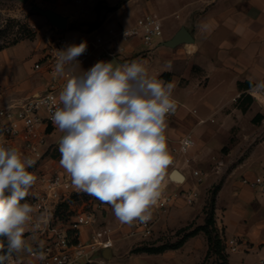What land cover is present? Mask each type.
<instances>
[{
  "label": "crops",
  "instance_id": "obj_1",
  "mask_svg": "<svg viewBox=\"0 0 264 264\" xmlns=\"http://www.w3.org/2000/svg\"><path fill=\"white\" fill-rule=\"evenodd\" d=\"M84 1L91 8L89 15L81 14L86 9L84 2L82 9L76 7L70 12H61V15L68 18L67 31L58 32L48 26L44 28L43 35L50 29L54 34H61L79 44L89 37L93 41L94 36L99 35L100 30L110 22L113 23L112 27L121 30L134 26L146 16L157 19L163 28L162 37L151 48L144 46L141 39H133L128 46L127 56L144 62L150 77L175 85L172 96L179 95L181 101L177 102L175 115L167 119L165 132L172 158L174 156L171 149L188 133H194L196 147L187 156L189 165H186L185 157L178 159L176 170L184 176V182L172 179L174 169L170 166L166 171L161 195L168 196L170 201L167 211L160 216L162 221L155 226V232L183 229L198 216H204L206 189L201 192L199 179L193 172L209 175L208 169H212V173H219L231 165L217 196L216 213L221 211V220H216V227L226 238L241 240L243 246L239 255L233 261L229 259L228 264H253L258 258H264V199L259 201L255 190L243 183L244 179H253L250 177L255 170H264V98H252L253 102L245 112L238 102L242 95L252 97L249 89L264 82V0ZM99 5L104 8L95 12L94 9ZM106 13L108 14L105 15ZM100 16L102 18L98 19ZM96 22H99V28L87 32L89 25ZM69 25H74L79 30H69ZM182 28L190 33L193 43L181 44L175 48L163 46ZM71 31L83 35V40L76 42L66 36ZM22 45L17 44L0 52V104L23 101L40 93L49 79L45 69L34 70V64L42 57L44 49L37 54L35 49ZM24 48L28 50L26 55H23ZM12 49L15 51L10 53ZM21 51L23 52L20 53ZM28 57L30 60H26ZM163 74H168L169 77L161 78ZM258 115L261 119L255 123L254 119ZM53 133L55 131L48 134V137ZM257 138L260 141L253 146ZM55 143L58 144V140ZM225 146L227 151H224ZM222 152L221 158L219 153ZM33 171L35 175H50L54 172L53 160L46 158ZM241 173L242 178L237 181L236 178ZM190 183L192 186L186 188L185 185ZM229 184L231 188H228ZM39 188L40 182L37 180L29 193L32 195V190L35 192ZM184 192H196L192 205L185 204L181 196ZM96 203L104 206V210L98 214L97 227L103 222H112L114 212L107 203L97 200L82 210L90 209ZM72 205L70 202L62 207H68L70 213ZM252 207L255 210L262 209L259 210L261 215ZM204 219L205 216L203 223L197 227L204 224ZM120 229L119 234L124 235L123 239L131 244L141 240L138 236H132L133 225L122 224ZM89 232L90 229L83 228L81 239L86 240ZM203 236L199 233L189 238L179 249L166 250L151 257L156 258L155 264H198L208 251ZM25 240L32 247L38 240V234L29 227L25 232ZM121 246H114L110 250V256H116ZM26 253L22 251L16 254ZM169 258L174 263H169ZM249 259L252 261L249 262Z\"/></svg>",
  "mask_w": 264,
  "mask_h": 264
},
{
  "label": "clouds",
  "instance_id": "obj_2",
  "mask_svg": "<svg viewBox=\"0 0 264 264\" xmlns=\"http://www.w3.org/2000/svg\"><path fill=\"white\" fill-rule=\"evenodd\" d=\"M86 49L82 41L57 50L54 73L66 83L58 95L61 106L49 118L62 133L59 164L76 192L109 204L121 224L147 223L172 164L165 132L167 116L177 107L175 85L150 77L141 61H98L76 74L77 58ZM249 92L264 95V82ZM35 163L0 144V264L22 251L46 259L25 240L29 227L37 231L43 220L33 222V205L22 203L36 181L28 170Z\"/></svg>",
  "mask_w": 264,
  "mask_h": 264
},
{
  "label": "built area",
  "instance_id": "obj_3",
  "mask_svg": "<svg viewBox=\"0 0 264 264\" xmlns=\"http://www.w3.org/2000/svg\"><path fill=\"white\" fill-rule=\"evenodd\" d=\"M84 2V0H76L78 5H83ZM32 29L36 30L37 27L33 25ZM111 33L110 39L95 35L93 41L87 42L85 53L77 58L79 65H76L74 69L76 74L77 68L85 65L91 58L96 62H107L111 58H116L121 65L137 61L127 56L131 41L139 38L144 46L151 48L162 37L163 28L157 19L146 16L139 19L132 27ZM45 36L47 44L42 57L34 64V70L45 69L49 76L44 89L23 101L0 104V144L19 149L25 156L36 161L34 165L36 167L46 158L59 153L58 144L50 149L47 142L48 130H56L49 117L55 107L61 106L58 103V95L66 83V77L57 76L54 73L55 60L57 50L77 44L61 34H54L50 29L46 31ZM111 42H114L113 50H111ZM1 96L0 91V98ZM261 97L264 98V95ZM252 98L258 100L257 96L252 95ZM42 100L46 102L41 103ZM174 115L175 112L169 114L167 119ZM185 140L188 141L187 144L183 143ZM195 147L196 140L192 132L182 137L171 149L174 157L170 167L175 170L180 157H185V163L189 165L190 160L187 156ZM193 175L201 181L199 171H194ZM39 180L40 188L31 195L29 204L34 207L33 222L40 217H43V220L40 228L35 231L38 234V240L32 248L37 253L42 250L46 259L40 260L27 252L13 254L12 259L5 264H108L103 259L102 252L105 249H113L115 239L111 228L97 227L98 214L104 210L103 204L96 203L90 209L76 212L71 215L66 224H61L57 213L63 205L69 204L74 196L81 193L76 192L72 187L70 177L61 166L50 175L40 176ZM243 183L253 190L260 189L264 194V181L261 178L244 179ZM196 196V192H191L185 196L184 200L188 205H192ZM169 201L168 196L161 195L157 204L150 209L151 219L147 223L137 221L132 224L134 226L132 236H138L141 240L150 239L161 214L167 211ZM83 228L90 229L86 240L80 237ZM221 238L228 253H236L243 246V242L239 239ZM41 241H43V249L39 247ZM253 264H264V258H258Z\"/></svg>",
  "mask_w": 264,
  "mask_h": 264
},
{
  "label": "rangeland",
  "instance_id": "obj_4",
  "mask_svg": "<svg viewBox=\"0 0 264 264\" xmlns=\"http://www.w3.org/2000/svg\"><path fill=\"white\" fill-rule=\"evenodd\" d=\"M34 7H37L42 10H52L60 15H61V12H70L73 8H76V7H80V9H82L81 8L82 5H78L76 3V0H29L26 4H23L19 1L0 0V52L2 50L11 49L13 46H16L17 44H21V43L23 44L22 47H28L29 49H35V52L37 54H40L43 51L47 43L46 36L43 35L44 28H47L48 26H51V25L45 17L40 16L38 13L34 11ZM84 7L86 9L82 10L81 14L89 15V10H91L90 6H88L85 2ZM102 8H104V6L99 5L98 8L94 9V11L98 12V10ZM107 14L108 13H106L105 15ZM101 18L102 16H100L98 19H101ZM98 23L99 22H96V24ZM112 24L113 23L110 22L107 26H105L103 29L100 30L99 35L103 39H106L108 37H109L108 39H110V36H112L111 32L121 31V30H117V28L115 27H112ZM33 25L37 27L36 30L32 29ZM69 30H79V28L75 27L74 25H69ZM87 32H90V25H89V30H87ZM66 36L73 38L76 42H81L83 40V35L79 33L77 34L72 31L68 32ZM86 41L87 42L92 41V37L91 38L89 37V39ZM114 42L110 43L111 50L114 49V45H113ZM24 50L25 48L23 49V51ZM13 51H15V49L10 50V53ZM23 51H21L20 53H22ZM27 53H28V50H25L23 55H26ZM26 60H30L29 57ZM94 62L95 61L93 58L89 59L85 65L77 68V72L80 73V71L89 70L95 64ZM172 97L174 98L176 103L181 101L179 99L180 98L179 95L177 97V94L173 95ZM208 125H211V124H208ZM60 136H61V132H59V130L56 129L55 133H53L51 137L47 138V142H48V145H50V149L56 144L55 142L60 138ZM259 141H260L259 138H257L253 146L255 144H258ZM227 150L228 148H226L225 146L224 151H227ZM219 154H220V157L222 158L221 154H223V152ZM239 157L243 159L241 156ZM51 159L53 160V170L58 169V167L60 166L59 164L60 154L58 153L55 156H51ZM216 165H219V163H216ZM211 167L212 165H210V168ZM34 168H36V166H33L29 168L28 170L35 175L34 173L35 171H33ZM229 169H231V165L229 166V168H225L222 172H219V173H212L213 171L212 169L211 170L208 169L209 175H204V174L202 175L200 173V179H203V180L198 181V184L201 187L202 193L204 189H206V194H205L206 202L209 198V194H210L209 192L211 188L214 185L218 184L222 179H224L225 181V178L227 177ZM185 173L188 176V178H190L189 174L187 172ZM242 175L243 173H241V175H238V177L236 178L237 181L241 180ZM35 176H36V181L40 179V175H35ZM256 177H259L264 181V170L263 169L255 170L254 175H252V177L250 178L254 179ZM190 186H192L191 183L190 185L188 184L185 185L186 188H189ZM228 188H231V184L228 185ZM255 192L257 193V198L259 199V201L264 199L263 198L264 195H261L260 189H255ZM32 193H34V190H32ZM187 194H188L187 192L181 193L182 198L185 199V196H187ZM30 199H31V192L28 194V196L25 198L23 202L29 203ZM97 200L98 199H96L95 197L89 196L84 193L81 195V197L74 196L71 200V204H73L72 205L73 210H71L70 213L68 214V207H61V210H59V212L57 213V217L61 220V224H66L70 220L72 214L76 212H80L83 208H87L88 206H91ZM185 204L187 203L185 202ZM252 209L254 208L252 207ZM259 210L262 211V209H259ZM259 210H255V212L256 213L259 212L258 215H261V212ZM220 214H221V211L215 214V220L217 221L221 220ZM204 216L203 215L198 216L186 228L179 229V230H166L161 233L154 231V234L150 239L140 240L139 242L131 244L130 242H128V240L123 239L125 237L124 235L121 236L119 234L122 224L119 221H117L118 219L116 220L115 215H113L112 222H109V221L103 222L100 225V227L106 226V227L111 228L112 231L114 232V239H115L114 246L116 245L118 246L122 245V246L118 254L116 256H112V257L110 256L108 261L106 262L108 264H155L157 263V261L155 260L156 258L151 257V254H147V253L136 254V253H133V250L138 247H142V246L143 247H159L162 245H174L179 240L182 239V237L187 233L186 231H188L189 229H194L199 224H202L203 223L202 219L204 218ZM161 221L162 219H160L158 223L160 224ZM217 221L216 223H218ZM220 236L225 238L224 233L222 234L220 233ZM203 237L205 239V242L207 243L206 236L204 235ZM222 248H223L222 255L226 257V262L228 263H229V259L233 261L239 255V252L241 251V248H239V251L236 253H231V252L228 253L223 240H222ZM96 258H99V257L96 256ZM169 260H170L169 263H174L173 259L169 258ZM251 261L252 259H249V262ZM198 264H223V262L222 260H219L215 255H211L208 258H206V255H204L201 258V260H199Z\"/></svg>",
  "mask_w": 264,
  "mask_h": 264
},
{
  "label": "trees",
  "instance_id": "obj_5",
  "mask_svg": "<svg viewBox=\"0 0 264 264\" xmlns=\"http://www.w3.org/2000/svg\"><path fill=\"white\" fill-rule=\"evenodd\" d=\"M100 24H92L90 25V31H94L97 28H99ZM168 74H163L161 78H168ZM239 107L243 112H245L249 106L252 104L253 99L249 95H242L239 99ZM261 119V116L258 115L254 122L257 123ZM53 132L52 129L48 130V134H51ZM224 185V179H222L218 184L214 185L209 194V198L206 202V205L204 207L203 213L205 215L204 224L202 226L196 227L194 229H189L186 231L187 233L182 237L181 240H179L174 245H162L159 247H138L133 250V253L140 254V253H147V254H160L165 252L166 250H176L183 246V244L189 239L194 236H196L199 233H203L206 236L207 243H208V251L206 254V258H208L211 255H215L219 260H222L223 264H228L226 262V257L222 255L223 248H222V238L220 236V232L218 231L216 227V220H215V214H216V203H217V196L219 192L221 191L222 187ZM23 203V201H22ZM6 243V242H5ZM2 254V253H0Z\"/></svg>",
  "mask_w": 264,
  "mask_h": 264
},
{
  "label": "water",
  "instance_id": "obj_6",
  "mask_svg": "<svg viewBox=\"0 0 264 264\" xmlns=\"http://www.w3.org/2000/svg\"><path fill=\"white\" fill-rule=\"evenodd\" d=\"M11 1H19L23 4H26L29 0H11ZM34 11L38 13L40 16L45 17L52 27L60 31H63V32L68 30V18L67 17L60 15L52 10H42L37 7H34ZM193 42L194 40L192 36L190 35V33L185 28H182L170 41L163 43V46L168 47V48H175L181 44H189ZM112 60H117V59L111 58L109 61H112ZM171 177L175 181H179V182L185 181L184 176L176 169L173 170ZM102 257L103 259L108 261L110 257V250L105 249L102 252Z\"/></svg>",
  "mask_w": 264,
  "mask_h": 264
},
{
  "label": "bare ground",
  "instance_id": "obj_7",
  "mask_svg": "<svg viewBox=\"0 0 264 264\" xmlns=\"http://www.w3.org/2000/svg\"><path fill=\"white\" fill-rule=\"evenodd\" d=\"M177 182H179V181H177Z\"/></svg>",
  "mask_w": 264,
  "mask_h": 264
}]
</instances>
